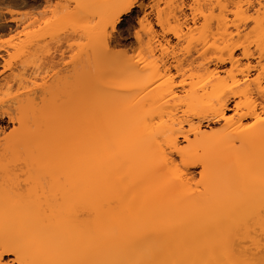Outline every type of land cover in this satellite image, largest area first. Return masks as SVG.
Wrapping results in <instances>:
<instances>
[{
	"label": "bare ground",
	"instance_id": "bare-ground-1",
	"mask_svg": "<svg viewBox=\"0 0 264 264\" xmlns=\"http://www.w3.org/2000/svg\"><path fill=\"white\" fill-rule=\"evenodd\" d=\"M196 1L199 48L181 95L164 77L165 48L111 55L105 34L89 42L82 62L94 68L76 71L72 102L55 107L63 117L72 106L64 125L17 100L25 122L0 160L28 175L1 181L0 264H264V0ZM21 4L0 0L1 29L24 22L3 16ZM134 7L141 22V0L105 3L109 31ZM248 19L255 50L235 45Z\"/></svg>",
	"mask_w": 264,
	"mask_h": 264
},
{
	"label": "rangeland",
	"instance_id": "rangeland-1",
	"mask_svg": "<svg viewBox=\"0 0 264 264\" xmlns=\"http://www.w3.org/2000/svg\"><path fill=\"white\" fill-rule=\"evenodd\" d=\"M24 1L26 4H21V7L19 5V7L12 6L13 8H10L12 10L11 13L5 12L6 15L5 13L3 15L6 21L21 19L24 22L21 21L23 23L16 27L14 22H7L9 25L10 23L12 24L9 26L11 31L8 30V27L5 28L7 30H3L4 27L0 28L1 155L2 146L14 133L22 129L24 125L22 123L23 120L25 122V119H23L25 118V116L23 117L25 114L22 113V110L19 109L22 115L17 112V100L26 98L25 96L28 95L30 98H34L38 105L44 106L45 112L48 113L49 111V114L55 115L57 119L55 117L53 119L50 115L53 121L55 120L54 122H63L62 124L64 125L68 121L73 112L72 106L64 113L63 117L56 116L58 113L55 107L62 106L65 102L68 105L67 101L73 99L72 97H74L76 91L75 76L77 70L85 74L89 73L90 70L93 71V66L89 68V66H85V61L84 63L82 61L88 57L87 48L91 47V45L88 46L89 42L93 46V40L96 41L99 35L103 37L105 34H108L109 45L107 48L116 49L115 53L113 51L111 55L117 53V48H124V52L127 55H133L134 50L137 52L136 50L141 51L143 48H165L164 52L166 56L164 60H166V66L169 67V70L165 73L164 77H167L172 82L175 86L174 90L180 95L182 93L178 91L180 89L178 83L182 78L186 82L190 80L188 76L191 70H188V62L185 60H191L196 56L195 49L199 48V46L196 43L197 35L195 29L201 23L196 0H141L145 19L141 22L138 20L140 10L134 7L128 14L121 17L114 31H109V23L102 11V6L107 2L111 3L118 0H50V4L52 5L55 2L59 3V7H57L59 9H55V11H52L54 9L53 6H50L52 7L50 8L47 5L46 10L45 6L42 5L43 3L39 4V6L41 5L40 7L37 5L38 7L36 8L38 9H35L32 3L34 0ZM102 2L103 4H101ZM99 4L100 6L102 5L101 8L99 7L100 9L97 7ZM33 6L34 8H31ZM39 8L45 11L41 13ZM34 11H38V13ZM191 15L195 18L193 23H190L188 19ZM36 18H38L37 22ZM32 19L33 21L35 20V24L33 25ZM186 22L190 25V30L187 31L185 28ZM25 23L30 24L31 27H29L30 25L26 26L27 28L21 31ZM253 25V21L250 19H248L245 25H243L242 20L238 22L240 34L235 36L236 48H250L251 50L257 48L255 47V42L253 41L254 35L251 31ZM13 27L16 29L14 31L19 30L23 32L20 35H18L19 33L16 34L18 39L13 35L15 40L14 38L11 39L12 34L15 33ZM24 32L28 35L27 37ZM172 33H178L182 36L175 38ZM95 36H98V38L96 40L92 39ZM100 39L102 40L101 37ZM19 40L25 41V44L28 45L27 48H16L10 45V43L14 41L18 42ZM7 41L10 43L8 44ZM98 41L100 40L98 39ZM96 42L94 45H96ZM109 51L112 52L111 49ZM243 62L244 60H241L238 68L242 67ZM82 64L84 65L82 66ZM228 67L227 64L224 68ZM181 73H184V75L182 76ZM250 77H253V74ZM48 87L54 88L49 91ZM41 99H44V101ZM176 103L179 102L176 101ZM41 105L40 107H42ZM71 105H74V103ZM50 111H56V113L52 114ZM227 113L230 114L231 112L228 111ZM47 118L52 121L49 115ZM37 120L40 121L38 116ZM212 126L218 127V124ZM4 159L3 161L5 162L6 158ZM7 162H5V167V164H2L3 162L0 160V176H2V179L7 178L3 181L0 177L1 190L4 189L3 187H5V190L9 188L7 184H4L7 182V175H10V173L12 175L10 178H16L19 175L17 179L19 178L22 181L21 183H23V179L28 175L24 166L20 167L21 165H18L16 167L14 162L8 164ZM10 164H12V170ZM8 167L11 172L8 170ZM12 171L15 172L12 173ZM192 171L194 172L195 179H197L198 175L196 172L198 168H193ZM15 173L17 176H14L16 175ZM1 181L5 183L2 185ZM10 258V256L5 255L3 256L4 260H2L3 262L6 261L7 264H14L9 261Z\"/></svg>",
	"mask_w": 264,
	"mask_h": 264
}]
</instances>
